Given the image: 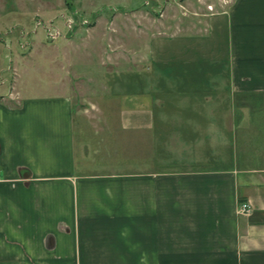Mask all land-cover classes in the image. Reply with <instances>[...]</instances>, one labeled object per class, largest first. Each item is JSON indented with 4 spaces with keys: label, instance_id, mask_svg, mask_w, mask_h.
I'll use <instances>...</instances> for the list:
<instances>
[{
    "label": "crops",
    "instance_id": "obj_1",
    "mask_svg": "<svg viewBox=\"0 0 264 264\" xmlns=\"http://www.w3.org/2000/svg\"><path fill=\"white\" fill-rule=\"evenodd\" d=\"M201 1L226 55L157 43L159 72L112 113L66 89L0 94V264H264V0ZM76 123L116 140L77 152Z\"/></svg>",
    "mask_w": 264,
    "mask_h": 264
},
{
    "label": "rangeland",
    "instance_id": "obj_2",
    "mask_svg": "<svg viewBox=\"0 0 264 264\" xmlns=\"http://www.w3.org/2000/svg\"><path fill=\"white\" fill-rule=\"evenodd\" d=\"M203 3L0 0V94L8 96L12 87L23 95L66 89L77 109L87 110L94 103L112 113L113 105H122L133 92L142 93L143 73L159 72L157 43L164 48L158 58H177L178 45L188 46L189 54L200 57L226 55L224 18L196 16V11L209 12ZM56 31L60 34L52 37ZM133 75L139 80H127ZM156 99L152 93V109ZM96 124L76 123L77 152L84 136L99 139L106 150L116 140L103 123ZM116 146L119 154H101L118 157L120 165H115L116 159L105 162L111 170H118L125 157V144Z\"/></svg>",
    "mask_w": 264,
    "mask_h": 264
},
{
    "label": "built area",
    "instance_id": "obj_3",
    "mask_svg": "<svg viewBox=\"0 0 264 264\" xmlns=\"http://www.w3.org/2000/svg\"><path fill=\"white\" fill-rule=\"evenodd\" d=\"M59 32L56 31L55 33L51 34L52 37H54L55 35H57ZM60 34V33H59ZM250 206L247 202H242L241 203V211L243 212H247L249 210Z\"/></svg>",
    "mask_w": 264,
    "mask_h": 264
}]
</instances>
